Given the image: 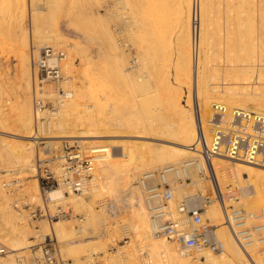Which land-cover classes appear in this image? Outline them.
<instances>
[{
	"label": "rangeland",
	"instance_id": "1",
	"mask_svg": "<svg viewBox=\"0 0 264 264\" xmlns=\"http://www.w3.org/2000/svg\"><path fill=\"white\" fill-rule=\"evenodd\" d=\"M57 31L62 33V39L56 40ZM23 36L27 37V42L23 41ZM47 44L66 51L65 71L72 76L73 91L78 84L85 87L81 89L84 91H80L82 103L64 119L62 126L57 125L59 106L53 114L49 110L40 113L49 122L43 130L49 136L85 140L84 144L92 147L94 152L103 151L105 147H109L110 151L98 162L93 179L82 194L64 192L76 197V201L66 198L52 201L47 195L52 213L59 205L70 211L68 217L54 221L64 225L65 230L59 232L52 230L54 222H49L45 217L32 219L30 216L32 208L43 207L44 204L41 192L42 200L31 198L30 192H24L26 186L36 179L35 171L13 173L20 165L16 155L22 145L33 144L34 161L36 155L35 144L23 139L26 135L24 113L28 110L21 103L24 100L22 76L28 67L23 52L29 56L31 92L27 95L30 96L33 134L36 126V80L32 55ZM112 44L117 46L118 52ZM113 62L122 63V68L127 72L121 76L115 75L117 77L113 75L112 78V75H108V68ZM255 67L254 71L249 70ZM263 68L264 0H0V145L4 144L8 149L2 153L4 150L0 148V181L10 201H13L11 207L16 215L9 219L8 214H4L10 207L4 210L7 205L2 204L0 198V242L9 250V231L17 222L26 225L27 238L34 242L27 251L20 250L23 254L19 251L18 254L7 253L1 261L17 264L18 257L26 264H33L36 257L42 256L45 238L50 236L59 252V264H173L174 257L169 246L156 244V239L144 241L135 229L139 198L142 196L145 203L146 197L140 178L144 172L152 171L147 164L148 159L157 152L152 144H168L167 147L172 149L179 145L172 139H160L152 133L157 130L158 123L173 118L179 103L193 114L192 106L199 99L200 83L204 90L216 86L222 90L227 84L224 76L253 74L255 81L261 79L258 82L264 84ZM252 71H256L255 74ZM253 103L248 101V107L258 109ZM228 105L230 108L236 107ZM205 117L208 116L205 115L203 120ZM129 121L132 126L135 123L136 127L141 123L138 128L144 125L146 136L132 128ZM117 122L123 125L118 126ZM136 134L142 137H135ZM191 154L196 156L195 153ZM228 164L231 165L226 169L229 172L226 181L229 183L222 182L221 172L215 168L216 175L222 191L240 200L228 198L226 204L229 208L244 207L264 217L253 185L248 186L242 178L238 180L234 172L237 163ZM157 171L156 177L148 185L162 183ZM191 173H195L197 180L190 176V180L180 181L173 176L168 181L173 192L170 204L175 217H184L177 211L183 197L204 195L210 187V181L201 177L197 169ZM128 174L133 176L129 180ZM102 176L112 181L110 187L104 188L102 185L100 189L98 180ZM231 178L236 179L232 181ZM16 179V185L5 186L4 183ZM216 203L218 201L213 200L203 210L202 217L218 226L216 233L223 243V251L203 249L189 251L186 256L197 260L194 264H204L202 262L206 261L208 251L217 259L232 252L235 264H250L244 252L234 244L232 234L229 241L234 250L228 248L220 232L218 217L208 212ZM219 207L223 215V207ZM256 221L249 219V223ZM260 221L264 224L263 218ZM221 222L224 224V220ZM44 226L50 230L44 231ZM46 233L49 235L46 236ZM260 233L256 231V237ZM172 244L176 256L181 257L179 247ZM249 250L256 264H264V243H255Z\"/></svg>",
	"mask_w": 264,
	"mask_h": 264
},
{
	"label": "built area",
	"instance_id": "2",
	"mask_svg": "<svg viewBox=\"0 0 264 264\" xmlns=\"http://www.w3.org/2000/svg\"><path fill=\"white\" fill-rule=\"evenodd\" d=\"M65 58L64 49L48 44L32 55L37 89L34 95L36 126L32 139L36 148L35 177L43 195L54 188H60L68 194H82L93 179L98 162L110 152L109 147L94 152L92 147L84 144L85 140L78 138H51L43 130L49 122L40 113L44 110L55 113L58 106L73 95L72 76L65 71ZM197 101L192 106L197 133L189 147L196 154L197 160H203L205 166L198 173L210 181V187L204 195L183 197L177 205V211L184 217H175L171 212V185L163 181L147 185V205L152 219L155 220L153 235L158 239L181 244L187 253L203 249L223 251V243L216 233L218 226L202 217L203 210L216 200L224 209V225L228 227L249 263L256 264L249 248L255 243L264 242V224L260 221L262 215L250 212L244 207L229 208L226 204L228 198H240L222 191L213 160L245 163L264 169V111L251 107L230 108L224 102L215 101L211 105L207 120L203 121ZM141 179L142 177L140 183ZM178 180L187 181L190 177L182 176ZM17 183L16 179L6 182L5 186L10 187ZM69 214V209L61 205L52 213L48 199L44 200L43 207L37 206L30 211L32 219L45 217L49 222L68 217ZM252 218L257 221L249 223ZM256 231L261 232L257 237ZM7 253V247L0 242V264H5L1 259ZM36 258L33 264H59V252L50 236L45 238L42 256ZM16 261L17 264H26L25 260L18 257Z\"/></svg>",
	"mask_w": 264,
	"mask_h": 264
},
{
	"label": "bare ground",
	"instance_id": "3",
	"mask_svg": "<svg viewBox=\"0 0 264 264\" xmlns=\"http://www.w3.org/2000/svg\"><path fill=\"white\" fill-rule=\"evenodd\" d=\"M23 3H24V1H23ZM202 4H203V1H202ZM23 7H25V6H23ZM251 9H253V8H251ZM249 14H248V16H249ZM22 30H23V28H22ZM22 32L24 33V31H22ZM61 34L59 32L57 33L56 40H58V38L62 39ZM24 35H26V33H24ZM23 38H24L23 41L25 42L26 41L25 38H27V37L23 36ZM46 38L47 37H45V39ZM199 38L202 40L201 35H200ZM48 39L51 40V37H48ZM48 39L46 41H49ZM65 40H66V38H65ZM53 42L55 43V41H53ZM235 43L238 44L237 41H235ZM24 44H25L24 46H26V43H24ZM42 44H44V43H42ZM56 44H58V42H56ZM200 44H202V42H200ZM112 45H113L114 49H116L115 51L118 52L117 48H116L117 46H115V44H112ZM245 45H246V43H245ZM248 45H249V43H248ZM199 46H201V45H199ZM237 47H238V45H237ZM246 47H247V45H246ZM202 51H203V49H202ZM226 51H227V49H226ZM221 52H222V50H221ZM200 53H201V51H200V49H198V54L200 55ZM110 55H111V53H110ZM23 56H24V58H25V60H26V62L28 64L27 71L25 70L24 71L25 75L22 76L23 79H24V82L22 83V86H21V87H23L22 89L24 90V93H23L24 95H22L24 97V100H22L21 103H22V105L24 107L28 108L27 112L24 113L25 114L24 116L26 118V121H25L26 135H25V137L23 139L29 141V143H33V141H32L33 140L32 139V135L33 134L31 133L32 132V128H31L32 127L31 126L32 122H31V114H30L31 110H30V96H29L30 92H31L30 91V88H31V76L30 75L31 74H30V67H29L30 66L29 65V56L26 54L25 51L23 52ZM242 62L244 63L245 61H242ZM261 62H263V61H261ZM19 66H20V64H19ZM122 66H123L122 63L120 65L117 62H113L111 68L110 67L108 68L109 69L108 70L109 73L107 72L108 75H112V78H113V75H114V77H117L118 75L121 76L126 71V69L124 70V68H122ZM254 69H256V67L253 68V69L250 68L249 70H253L254 71ZM255 72H253V73L255 74ZM162 73L163 72H161V74ZM115 75H117V76H115ZM157 75H159V74L157 73ZM256 76L258 77L259 75H256ZM255 79L256 78H255V76L253 74L252 75H248V74H246V75H228L226 77L224 76L223 80H225V83H227V84L225 85V87L222 90L219 89L220 87L217 88V86H216V88L212 87V88H209L208 90H204L203 89V85L200 83L199 93H198V95H199L198 98L199 99H197L198 100L197 102H198L199 111H200V115H201L202 120H203V117L205 115L209 116L210 108H211V105H212V103L214 101L224 102L227 105L231 104V105H234L236 107H238V106L239 107H248L249 106V105H247L248 101H252V102H254L253 103L254 105L256 104L255 108H258V109L264 111V106H263L264 105V84L258 82L259 80L261 81V79L257 78V79H259L258 81L257 80L255 81ZM116 80H117V78H116ZM118 80H119V77H118ZM263 80L264 79H262V81ZM109 83H112V82H109ZM84 87H82L80 84H78L76 86V88L74 89V91H73L72 97L70 99L62 102L59 105L60 108L58 110V113H60V115H59L60 117L58 116V118H57L58 119L57 120V125L58 126H62L64 119H66L71 114L72 110L77 109L80 106V104L82 103L81 98H80V95H81L80 91H84V90H81ZM36 90L37 89L35 88V92H36ZM28 93H29V95H27ZM200 97L202 98L201 100H200ZM249 103H251V102H249ZM228 106H230V105H228ZM160 107H162V106H160ZM189 110L188 111L185 110L184 106H182V104L179 103L176 106V108H175V115L173 116L172 119H170L169 121H165V122H161V123L157 124L158 128H157L156 131H154L152 133V135H157V137H160V139L161 138H167L165 140L172 139V140H174L175 143H177L179 145L176 146V148L172 149V148H169L170 146L167 147L168 144L166 146H163L162 144H152V146L157 148V152L154 155H152L151 157H149V159H148V163L147 164L149 166H151L152 171H148V172L146 171V172H144L142 174L143 176H142V179H141V185H142L143 191H144V189L147 188L148 182L152 181L156 177V172H155L156 169L158 170L157 172L159 174L158 176H159L160 180H162L163 182H168V181L170 182V180L172 179L171 177H173V176H175L177 178L182 177V176L183 177H190L191 176V177H193L192 178L193 180H197L196 176L194 178V174L195 173L192 175L191 172H193V169H197L199 171L200 168H203L205 166L204 162H203V160L201 158L199 160H197L195 158L196 156L191 154V153L194 154V152H192L190 150L189 145H191L194 142L195 138H196L197 125H196V117L194 116V113L192 114L191 112H189ZM159 111H157V112H159ZM207 118L208 117H205L203 121H206ZM120 122H117L116 124L118 126H122L123 124L120 123ZM129 122H127L126 124H128ZM123 123H125V122H123ZM137 124H139V123H137ZM139 125H137V126L139 127ZM130 126H132V123H131ZM133 127L135 129H137L140 134H143V135L146 136V134L144 132H147V131L144 130L145 129L144 125H143V128L141 127L142 128L141 129V128L136 127V124L133 123L132 128ZM49 137L59 139L58 137H54V136H49ZM135 137L139 138V137H142V136L136 134ZM62 138H64V137H62ZM69 138H71V137H69ZM72 138H75V137H72ZM172 140H170V141H172ZM32 145L33 144L26 143V145H22L21 146L20 151H18V153L16 155V159H17L16 161L18 163H20V165H19L18 168L14 169L13 173H17L18 172V174H19L20 170H23V171L29 170L31 172L35 171V164H34V160L32 159V157H33V153H32L33 146ZM171 147H174V146H171ZM0 148L2 149V151L4 150V152H2V153H5V151L8 150L6 145H4V144H1ZM186 157L188 159H185ZM0 159H2V157ZM191 160H194V161L192 162ZM213 165L217 169V172H219V171L221 172L222 182L225 183V181L229 177V175H228L229 172L226 169L228 168V166L230 164H228V161H226V160L214 159ZM236 165L237 166L235 167V171L234 172H235L236 176H238L237 177L238 180L240 181V178H242L243 180H245V182L247 183L248 186L253 185V187H254L257 195H258L260 208H262V211L264 212V169L261 168V167H256V166H253V165H250V164H245V163H237ZM191 167H193L192 170L190 169ZM138 169H140V168H138ZM132 173H133L132 175H134L135 171L132 172ZM232 175H233V173H232ZM131 177H133V176L128 174V176H127L128 180ZM7 178H8V176H7ZM232 178H231V180H232ZM234 179H236V178H234ZM98 181H99L98 183L101 185L100 189L103 188L102 185L104 186V188H105V186L110 187V185H112V181L109 180L108 178H106V176L105 177L102 176L101 179L98 180ZM228 181H229V179H228ZM226 183H229V182L226 181ZM2 184L3 183L0 181V198L3 200L2 204L4 203L5 205H7L6 208H3V209L6 210L7 207H10V209L8 211H6V213H4V214L5 215L8 214V218L9 219H13L14 216H16L15 213H14V211H15L14 208L11 207L12 206L11 202H13V201H10L11 200L10 196L8 195V193H6V191H4V189H3L4 185H2ZM2 186H3V188H2ZM224 186H225V184H224ZM25 189L26 190L24 192L26 194H27L26 191L31 193V198L34 197L37 200H40V199L42 200V196H41V193H40V190H39V185H38L37 179H34L33 182L28 184V186H26ZM175 194L177 195V192ZM47 195H48V198L50 200H52V201L53 200L58 201V200L65 199V198L66 199H71L73 201H76L75 200L76 197H74V196L72 197V196H70L68 194H65L64 191L62 189H60V188H54V189L49 190L45 195H43L44 200L47 199ZM71 195H72V193H71ZM189 196H192V195H189ZM141 197L139 198L140 206L138 207V210L136 211L137 219L135 221L136 222L135 229L138 230V234L140 235V237H142L144 239V241H150L151 239H156V244H159V245L165 244V245L169 246V248L172 250V254H173V257H174V261H173L174 263L173 264H194L195 261H197V260H193V258L187 257L186 256L187 255V251L183 249L181 244L175 243L179 247L178 252H179V255L181 256V257H179V256H176V252H175L173 244H172L173 242L165 241L164 239L162 240V239H158V238L154 237L153 229L155 227V220L152 219V217L150 215L151 211L148 208L146 197L144 199L145 200L144 202L146 204L143 203V200H142L143 198H141ZM209 205H211V203ZM219 206H218V203H216L210 209H208V212H210L214 216L218 217L219 223L221 225L220 226V228H221L220 232L222 234V237L226 241V243L229 245L228 248H230L231 246H230L229 238H230L231 232L228 230L227 226L224 225L221 222V220H224V219H222L224 214L222 215L223 211H222V208H220ZM18 208H20V207L18 206ZM171 212H172V209H171ZM262 218L264 219V217H262ZM11 228L12 229L9 231V238H8L9 239V243H10L9 244L8 253H11V254L15 253L16 254L19 251V253L21 254L22 252H20V250H22V251L26 250V249H28V248H30V247H32L34 245L33 240L30 241L27 238L28 237V234H27L28 233V229H27L26 225L25 226L24 225H20L17 222V224L13 225ZM51 228H52V230L54 232H59V231H62L63 229L65 230L64 225L60 221L54 222L52 224ZM49 230H50V228L48 226H44V231H49ZM45 235L47 236L49 234L46 233ZM232 238H233L234 244L238 248H240L239 245L237 244V242L235 241L233 235H232ZM262 243H264V242H262ZM148 244H151V242H149ZM256 244H258V243H256ZM232 246H233V244H232ZM231 249H233V248L231 247ZM230 251H228V252H230ZM25 253H27V252H25ZM231 253H229V255L227 254L226 256H223L222 259H217L216 257H214V255L212 253H210L208 251L205 254L206 255V261L202 262V263H204V264H235L236 262L234 263V260H233V258H234L233 255L234 254H231ZM28 254H29V252H28ZM7 256L9 257V254ZM27 262H29V261H27ZM259 263H261V262L259 261ZM5 264H7V263H5Z\"/></svg>",
	"mask_w": 264,
	"mask_h": 264
}]
</instances>
